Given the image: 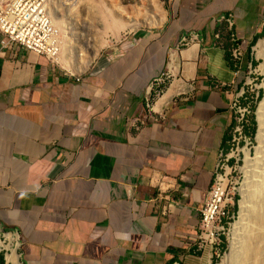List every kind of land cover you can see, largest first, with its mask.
I'll return each mask as SVG.
<instances>
[{"label": "crops", "instance_id": "1", "mask_svg": "<svg viewBox=\"0 0 264 264\" xmlns=\"http://www.w3.org/2000/svg\"><path fill=\"white\" fill-rule=\"evenodd\" d=\"M158 1L161 26L83 74L0 49V224L23 264H213L200 215L246 84L226 47L264 32V0Z\"/></svg>", "mask_w": 264, "mask_h": 264}, {"label": "bare ground", "instance_id": "2", "mask_svg": "<svg viewBox=\"0 0 264 264\" xmlns=\"http://www.w3.org/2000/svg\"><path fill=\"white\" fill-rule=\"evenodd\" d=\"M65 1L66 5H64L67 6L65 9L68 10L66 16L62 13L63 9L60 7L52 8L51 13L55 25L62 31L65 28L67 32L69 31L64 38L66 49L58 59L73 74H82L85 72L97 58L100 51L109 45L107 38V32L109 30L113 31L115 35H118L123 31L133 30L139 26L150 28L159 27L166 20L165 10L158 0H145L146 10H144L145 13L143 14L142 22L139 19L142 14L132 16L126 13V19L123 18L125 11L119 4H115L114 2V9L116 10L107 8L108 10H105L104 13L101 8L107 7L103 6L105 5V0H99L98 5L100 6L92 5V0ZM74 6H79L78 12H74L76 11ZM100 9V13L102 14L99 13ZM79 23L80 25L89 23L92 29H96L95 32L97 35L94 38L91 36V40H87V51L79 49L80 46L76 48L78 52L74 48L76 40L73 37V33ZM255 51L257 57L263 60L260 68L264 72V39L258 41ZM257 116L259 123L257 135L259 148L255 159L251 160L250 157H247L246 173L249 177V184L246 185L244 199L241 202L239 222L235 225L232 234L231 264H264V100L260 105ZM8 259L13 264H21L15 255L9 256Z\"/></svg>", "mask_w": 264, "mask_h": 264}, {"label": "built area", "instance_id": "3", "mask_svg": "<svg viewBox=\"0 0 264 264\" xmlns=\"http://www.w3.org/2000/svg\"><path fill=\"white\" fill-rule=\"evenodd\" d=\"M55 0H11L0 7V49L9 51L13 48H24L33 52L39 57L47 59L51 64L58 65V58L63 52L64 35L55 25L52 17V3ZM230 23V19L228 20ZM190 41L197 40V35H190ZM233 47L232 57L235 62H239L243 56L242 46L235 38H231ZM188 42L186 38L182 44ZM252 82H247L242 91L237 95L232 103L231 109L235 117L234 135L241 134L246 117L252 113L251 103L247 102L249 93L247 86ZM257 90L256 102L259 99L260 88ZM155 91L156 97H160L163 90L155 85L151 89ZM243 102H247L244 105ZM149 106V105H148ZM150 107V106H149ZM236 138L234 139V141ZM223 158V152L220 154ZM220 161L217 165L215 177L211 189L206 198V202L201 210L199 222V241L197 252L207 249L213 250L217 255L218 248L234 215L228 210V176L227 173L220 172L222 166ZM22 246L21 236L17 231L5 229L0 224V264H13L8 257L15 255L21 264L20 249Z\"/></svg>", "mask_w": 264, "mask_h": 264}, {"label": "rangeland", "instance_id": "4", "mask_svg": "<svg viewBox=\"0 0 264 264\" xmlns=\"http://www.w3.org/2000/svg\"><path fill=\"white\" fill-rule=\"evenodd\" d=\"M9 1L11 0H3V1L0 0V7ZM65 2H66L65 0H55L52 3L53 4L52 8H59V7L62 8L63 9L62 13L65 14L66 16L68 14V10L65 9L67 8V6H65L66 5ZM91 2L93 3L92 5L99 4L98 3L99 0H92ZM113 2L115 4H119L120 7L125 11L124 13L125 17L123 16V18L126 19L127 17L126 13L132 16H135L136 14H142V16H140L139 19H141V22L143 21V14L145 13L144 10H146L145 4H144L145 0H115V1L105 0L104 1L105 5L103 6H107V7H104L106 9L100 7L103 10L102 12L105 13V10L106 11L108 10L107 8L114 9L115 4H113ZM78 7L79 6H74L76 10L74 12H78ZM101 9L99 10V13L101 12ZM96 22L98 21L96 20ZM81 26L84 28H82ZM139 28H146V27L139 26L133 30L123 31L120 34H118L119 36L115 35L113 31L109 30L107 32V38L109 40V45L100 51L99 55L92 62L90 67L98 60L99 57H101L102 55L106 53H109L112 49L119 47L123 39L126 38V36L131 34L133 31L138 30ZM63 31H65L66 33ZM63 31L62 32L65 38V36H67L69 31L67 32L66 28ZM95 31L96 29L95 28L92 29L89 23H85L83 25H80L79 23L73 33L74 34L73 37L76 40V45H74L75 46L74 48L76 49L78 48V46H80L79 49H83L84 51H87L88 50L87 40L88 39L91 40V36L94 38L97 35ZM261 39H264V37L260 38L259 40ZM257 43L254 46H250L248 50L244 52L242 59L239 61V63H243L242 71L244 72L242 75L241 83H245V82L247 83L250 81L252 82L251 85L247 86V88L249 89L248 90L249 100L247 102L249 103L250 101H252L251 103L252 113L246 117V119L248 118L247 119L248 122L245 124V127L241 134H236L235 136L233 130L230 132V141L227 144V146L223 149V158L222 159L219 158V161L221 163L220 166H222V170L220 172L227 173V176H228V188H227L228 201H229L228 210L230 211L231 215H234L235 218L234 220L230 222L231 225L228 227L226 234L223 237L222 244L218 248L217 255H214L212 259L213 264H231V254H232V245H233L232 234H233L235 225L239 222L240 212H241V202L244 199V194L246 192V189H245L246 185L249 184V179H248L249 177L247 176V173H246L247 171L246 166L248 163L247 157H250L251 160L255 159L257 150L259 148V142L257 140V135L259 131L257 113H258L261 103L264 100V87H263L264 86V72L260 68L261 63H263V60L257 57V53L255 51V47ZM65 49H66V45L64 44L63 52L65 51ZM76 51L78 52V49H76ZM63 52L61 54H63ZM56 67L63 73H67L68 75L73 74L69 68H66L64 64L61 61H59V59H58V65H56ZM90 67L87 70H89ZM255 86L259 87L260 91L261 90L263 91V98L260 100L258 99L257 102H256L257 90L252 91L256 89ZM260 91H259V98H260ZM252 116H254V120L256 122V126L254 127L255 131L254 133L252 132V134H248L246 132V129L251 128L250 120ZM248 132L251 133L250 130H248ZM235 138L236 140L234 141Z\"/></svg>", "mask_w": 264, "mask_h": 264}, {"label": "trees", "instance_id": "5", "mask_svg": "<svg viewBox=\"0 0 264 264\" xmlns=\"http://www.w3.org/2000/svg\"><path fill=\"white\" fill-rule=\"evenodd\" d=\"M262 37H264V32L262 33V34H260L255 40H254V42L252 43V45L251 46H254L256 43H257V41L260 39V38H262ZM231 49L232 48H228V47H226V57H227V60H228V62H229V64L231 65V67L232 68H235V64H236V62L233 60V57H232V53H231ZM247 97H248V94L246 95ZM263 98V91L261 90L260 91V98H259V100L260 99H262ZM244 103V105H246L247 104V102H243ZM248 119V118H247ZM250 122H251V128H247L246 129V132L248 133V134H252V132L254 133V131H255V126H256V122H255V120H254V116H252L251 117V120H250ZM248 130H250L251 131V133L250 132H248Z\"/></svg>", "mask_w": 264, "mask_h": 264}]
</instances>
